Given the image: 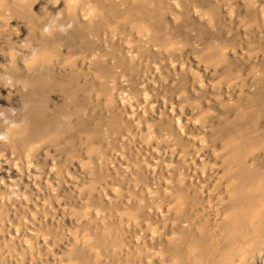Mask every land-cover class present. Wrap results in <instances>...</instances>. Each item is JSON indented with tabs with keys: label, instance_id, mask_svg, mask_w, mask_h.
Segmentation results:
<instances>
[{
	"label": "bare ground",
	"instance_id": "1",
	"mask_svg": "<svg viewBox=\"0 0 264 264\" xmlns=\"http://www.w3.org/2000/svg\"><path fill=\"white\" fill-rule=\"evenodd\" d=\"M0 264H264V0H0Z\"/></svg>",
	"mask_w": 264,
	"mask_h": 264
}]
</instances>
